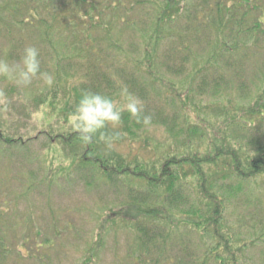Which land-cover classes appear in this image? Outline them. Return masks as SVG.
<instances>
[{"label": "trees", "instance_id": "obj_1", "mask_svg": "<svg viewBox=\"0 0 264 264\" xmlns=\"http://www.w3.org/2000/svg\"><path fill=\"white\" fill-rule=\"evenodd\" d=\"M5 9L16 27L30 20L49 34L54 22H62L72 36L84 33L81 44L92 43L81 49L84 76L70 83L60 65L54 87L37 99L65 124L47 135L48 144L60 148L58 161L48 159V180L104 185L123 196L108 208L106 222L116 217L113 224L129 237L131 264H247V252L264 244V0H9ZM118 10L125 31L139 38L132 53L112 38L109 25L100 24L101 40L91 33L95 15ZM111 51L112 70L105 57ZM125 85L144 101L151 130L165 134L153 153L152 131L128 113L121 128L105 130L127 134L112 149L98 136L84 143L69 126L83 91L118 98ZM124 139L130 146L141 143L140 150L124 155ZM25 144L0 131L2 153L22 151ZM6 207L0 202V264L43 263L45 257L31 250L25 255L23 248L31 242L46 254L50 237L32 242L29 232L16 247ZM96 239L78 264L96 263L104 244L103 236Z\"/></svg>", "mask_w": 264, "mask_h": 264}, {"label": "rangeland", "instance_id": "obj_2", "mask_svg": "<svg viewBox=\"0 0 264 264\" xmlns=\"http://www.w3.org/2000/svg\"><path fill=\"white\" fill-rule=\"evenodd\" d=\"M8 1L0 0V57L9 61L18 60L19 53L26 45H34L40 50L43 70L54 73L56 77L61 65L62 77L70 83L74 80L78 82L76 78L84 76L86 71L85 60L82 59L85 53H82L81 49L90 50L91 41L81 44L79 40L83 38L84 33L76 30L75 36H72L73 29L63 30L62 22L60 25L54 22L52 25L54 30L49 34L39 27L38 29L34 27L30 20L23 27H16L14 23L16 18L13 17L12 11L2 10ZM21 10L20 14H23L26 9L22 6ZM42 15L49 22L52 21L45 12ZM120 16H123V13L119 10L104 14L102 17L95 15L96 23L93 26L95 30L91 33L95 39L101 40L105 34L100 24L109 25L112 28V38L119 41L124 51L126 49L132 53L135 47L139 46V38H133L130 32L125 31ZM80 29H83L82 24ZM75 44H78L76 50L73 46ZM105 46L103 44V48ZM133 55L137 56L135 52ZM105 57L110 61L107 64L112 70L115 63L114 52H108ZM123 64L125 65L124 60ZM115 66L118 67L117 64ZM121 68L123 69V66ZM113 78L117 79L118 76L115 75ZM0 88L6 89L10 98H17L12 103L11 118L8 120L0 118V131L9 138L21 139L27 143L25 144L27 147L22 151L11 150L9 154L0 151V202L7 203L9 217L6 220L13 226L9 240L17 242V239L30 232L32 242L35 240L42 242L47 237H50L52 242L51 248L45 251L46 254L42 249L31 245V242L28 244L30 246L23 248L25 255L31 250V255L45 257L43 263L32 258L23 262L13 259V264H78L86 250L95 244L97 235L98 238L103 236L104 244L98 248L95 264H131L127 248L129 237L117 224H113L117 223L116 217L113 216V220L106 222V217L111 214L108 208L118 204L124 199L123 196L118 195L114 188L115 192L104 185H97L92 189L83 182L66 183L64 177L48 180L50 161H58L56 156L60 148L50 146L47 135L57 134L65 125L59 122L61 121L59 117H53L49 113L47 105H38L40 100L37 99L47 96L50 89L41 91L38 82H34L31 99L28 103H23L21 101L24 90L17 89L3 79H0ZM151 131L153 143L149 148L153 153L155 144L164 142L165 134L159 128ZM124 142L125 139L120 149L124 155L128 154L131 148L132 153L136 154L142 146L138 142L132 146ZM140 153L145 156V152ZM29 220L32 221L27 224ZM16 242L17 247L19 242L17 244ZM263 246L264 244L255 245L247 252V264H264Z\"/></svg>", "mask_w": 264, "mask_h": 264}, {"label": "clouds", "instance_id": "obj_3", "mask_svg": "<svg viewBox=\"0 0 264 264\" xmlns=\"http://www.w3.org/2000/svg\"><path fill=\"white\" fill-rule=\"evenodd\" d=\"M40 57V50L34 45H26L19 53L18 60L9 61L0 57V79L24 90L23 103L31 99L34 82H38L41 91L53 88L56 83L55 74L42 69ZM117 96L91 90L82 92L74 111L68 116V123L84 143L91 144L98 136L101 142L112 149L115 142L127 134L119 131L108 134L105 130L121 128L124 113L135 118L143 128L151 130L153 117L145 113L144 101L126 85L120 88ZM15 99L9 97L6 89L0 88V118H11Z\"/></svg>", "mask_w": 264, "mask_h": 264}]
</instances>
